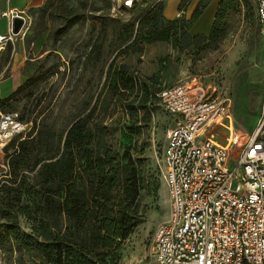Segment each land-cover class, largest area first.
Masks as SVG:
<instances>
[{"label": "rangeland", "instance_id": "obj_1", "mask_svg": "<svg viewBox=\"0 0 264 264\" xmlns=\"http://www.w3.org/2000/svg\"><path fill=\"white\" fill-rule=\"evenodd\" d=\"M167 2L31 0L25 7L26 34L14 35L0 50V80L21 74V84L13 92L6 84L1 86L0 97L6 96L0 100L2 112L18 113L30 125L27 135H35L45 125L65 133L74 120L103 98L101 91L107 68L122 49L118 42L120 28L133 22L141 9L154 4L166 6ZM134 3L137 12H132ZM191 4L192 0H182L177 18L187 15L191 18L195 11L188 13ZM169 13V9L164 12ZM76 15L82 19L69 26ZM0 23L6 25V19L0 17ZM215 23V38L198 39L189 49L156 42L145 45L141 53L131 50L115 60L118 65L128 63L134 68L137 79L146 81L154 95L147 104V112L140 108L133 121L116 98L109 101L106 121L112 130L109 144L121 156L130 154L141 160L144 183L136 201L140 225L127 239L107 251L105 264H157L156 231L171 213L164 152L168 134L178 123V118L159 99L158 93L163 88L191 82L202 85L210 97L226 102V115L207 136L228 150V166L237 162L249 137L262 125L264 36L254 1L226 0V9L222 17L216 16ZM4 159L0 152V163ZM3 171L5 168L0 166V172ZM34 197L24 194L8 216L0 204V227L9 224V217L15 216L18 231L25 237L33 236L28 238L30 248L16 247L12 254L2 249L6 264L45 262L37 244L42 238L39 230L42 217L31 203Z\"/></svg>", "mask_w": 264, "mask_h": 264}, {"label": "trees", "instance_id": "obj_2", "mask_svg": "<svg viewBox=\"0 0 264 264\" xmlns=\"http://www.w3.org/2000/svg\"><path fill=\"white\" fill-rule=\"evenodd\" d=\"M211 2L200 0L191 18L173 20L165 16V6L154 4L137 12L136 3L132 4V12L138 15L118 32L122 49L107 68L103 98L74 120L65 133L45 125L35 135L15 137L0 150L9 166L5 176L10 184L0 188L6 216L15 211L24 194L39 196L31 203L42 217V238L37 244L43 264H105L107 251L140 225L136 201L144 183L141 160L130 154L121 156L109 144L112 130L106 122L107 111L109 101L116 98L133 121L140 108L147 112L154 92L146 81L137 79L128 63L118 65L115 60L131 50L141 53L145 45L156 42L185 50L198 39L213 40L215 20L208 36L190 32ZM225 9L226 0H221L216 16L222 17ZM81 19L74 16L69 26ZM9 219V224L0 227V248L9 254L16 247L30 248L28 238L33 236L25 237L18 231L15 216Z\"/></svg>", "mask_w": 264, "mask_h": 264}, {"label": "built area", "instance_id": "obj_3", "mask_svg": "<svg viewBox=\"0 0 264 264\" xmlns=\"http://www.w3.org/2000/svg\"><path fill=\"white\" fill-rule=\"evenodd\" d=\"M160 1V0H159ZM264 36V0H253ZM131 6V5H129ZM0 32V50L12 41ZM163 106L178 118L164 152L171 213L155 236L157 264H264V106L261 126L244 145L237 162L227 165L228 150L207 136L228 111L202 85L182 82L163 88ZM32 126V125H31ZM30 125L18 113L0 111V150ZM0 173V188L10 184ZM0 264L5 263L0 248Z\"/></svg>", "mask_w": 264, "mask_h": 264}, {"label": "crops", "instance_id": "obj_4", "mask_svg": "<svg viewBox=\"0 0 264 264\" xmlns=\"http://www.w3.org/2000/svg\"><path fill=\"white\" fill-rule=\"evenodd\" d=\"M30 1L31 0H20L18 2L12 3L11 0H0V17H2L3 13L10 12V11H18L19 13H22V16L25 19V22H24V25H23L21 31L16 36L20 35L21 33L23 35L26 34V30L28 29V27H27V22L28 21H27V14H25V7H27V4ZM181 1L182 0H168L167 4L165 6V11L168 10V9L170 11L169 14H167V15L165 14V16L168 19L173 20V19H176L178 17L177 8H178L179 4L181 3ZM199 1L200 0H192L191 7L188 10L189 14L196 8V6H197ZM220 1L221 0H212V2L203 11V13L199 17V19L193 24V26L190 29V32H191V34L193 36H199V35L207 36L210 33V31L212 29V26H213V23H214V20H215V16H216L217 9H218ZM2 18H5V17H2ZM187 18L189 19V15H187ZM5 19H6V22H7L6 25L0 23V32L3 33V34H7L8 31H9V27H10L8 19L7 18H5ZM11 27H12V23H11ZM20 38L23 40V37H20ZM9 42H11V41H9ZM4 84L9 86L10 89H11V92H13L21 84V74H20V77H17V74L15 73L10 78H7L5 80H0V88ZM5 97H0V100H2ZM13 150L14 149H11L10 153H12ZM0 166H2L4 168L6 166V168L9 169V166L5 162V159L3 160L2 163H0ZM0 173H2V172H0Z\"/></svg>", "mask_w": 264, "mask_h": 264}, {"label": "water", "instance_id": "obj_5", "mask_svg": "<svg viewBox=\"0 0 264 264\" xmlns=\"http://www.w3.org/2000/svg\"><path fill=\"white\" fill-rule=\"evenodd\" d=\"M13 14L14 15H13V20H12V31L16 35V34H19V32L21 31L24 25L25 19L23 16L18 15L16 12Z\"/></svg>", "mask_w": 264, "mask_h": 264}, {"label": "bare ground", "instance_id": "obj_6", "mask_svg": "<svg viewBox=\"0 0 264 264\" xmlns=\"http://www.w3.org/2000/svg\"><path fill=\"white\" fill-rule=\"evenodd\" d=\"M129 6V5H128ZM1 49V48H0Z\"/></svg>", "mask_w": 264, "mask_h": 264}]
</instances>
